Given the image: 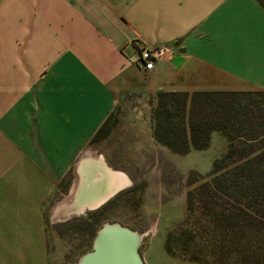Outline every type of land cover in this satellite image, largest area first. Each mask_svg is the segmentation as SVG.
Instances as JSON below:
<instances>
[{
	"label": "crops",
	"instance_id": "0c3cea01",
	"mask_svg": "<svg viewBox=\"0 0 264 264\" xmlns=\"http://www.w3.org/2000/svg\"><path fill=\"white\" fill-rule=\"evenodd\" d=\"M144 44L174 52L148 71ZM254 90L259 0H0V264H46L45 205L126 102L152 116L159 92Z\"/></svg>",
	"mask_w": 264,
	"mask_h": 264
},
{
	"label": "rangeland",
	"instance_id": "374dc122",
	"mask_svg": "<svg viewBox=\"0 0 264 264\" xmlns=\"http://www.w3.org/2000/svg\"><path fill=\"white\" fill-rule=\"evenodd\" d=\"M137 103L124 104L109 136L91 150L129 178L121 191L134 187V192L113 195L95 225L88 220L93 210L63 213L70 190L51 195L43 212L46 264H78L93 250L106 222L142 235L139 252L145 264H264V206L233 191L230 182L209 183L227 138L216 131L208 148L174 153L154 139L153 117Z\"/></svg>",
	"mask_w": 264,
	"mask_h": 264
},
{
	"label": "trees",
	"instance_id": "16d2710c",
	"mask_svg": "<svg viewBox=\"0 0 264 264\" xmlns=\"http://www.w3.org/2000/svg\"><path fill=\"white\" fill-rule=\"evenodd\" d=\"M264 6V0H259ZM155 140L178 154L209 147L214 132L228 140L222 157L214 162L209 183L229 186L264 206V91H197L159 92L152 113ZM116 114L112 112L92 142L109 136ZM134 192V187L121 191L116 198ZM113 200L90 211L88 220L97 224Z\"/></svg>",
	"mask_w": 264,
	"mask_h": 264
},
{
	"label": "water",
	"instance_id": "95a60500",
	"mask_svg": "<svg viewBox=\"0 0 264 264\" xmlns=\"http://www.w3.org/2000/svg\"><path fill=\"white\" fill-rule=\"evenodd\" d=\"M108 172L116 174L118 171L112 169L105 162ZM77 179L72 192L74 213H83L94 210L105 204L113 195L123 190V185L105 189L107 177L105 179L95 180V175L89 174L87 187L83 190L84 197L77 198L79 185L82 183V178L79 176L81 168L77 164ZM88 176V175H87ZM86 195V196H85ZM142 235L139 232L124 226L118 222H106L97 231L94 238L93 250L82 256L78 264H145L139 247L141 244Z\"/></svg>",
	"mask_w": 264,
	"mask_h": 264
},
{
	"label": "bare ground",
	"instance_id": "6f19581e",
	"mask_svg": "<svg viewBox=\"0 0 264 264\" xmlns=\"http://www.w3.org/2000/svg\"><path fill=\"white\" fill-rule=\"evenodd\" d=\"M86 155H87L86 157L89 158V160L90 159H92V160H90V162L88 163L86 168L79 170L84 175L86 172V179H85V176L84 177L82 176V174L79 175L82 178V183L79 185L78 193L75 195L77 198L81 197V195H82V197H84L83 190L86 187L85 186L86 181L87 180L89 181V179L91 178V177H89V174L91 175V173L93 175H95V180L93 182H97V180H101V179L103 180L107 177V184H105V189H106V187L108 188L109 185H112L111 187L123 185V187H124L127 184H130L129 178L124 173L117 172L116 174H112V173L108 172V169L105 166L106 165L105 161H104L103 157H101L100 155H96L91 150ZM89 160H87V161H89ZM84 166H86V165H84ZM87 186H88V184H87ZM73 202L74 201L72 200L71 195L67 199H65V202L63 203V207H62L63 213L69 214L71 212L70 210L73 209Z\"/></svg>",
	"mask_w": 264,
	"mask_h": 264
},
{
	"label": "built area",
	"instance_id": "2783aa9c",
	"mask_svg": "<svg viewBox=\"0 0 264 264\" xmlns=\"http://www.w3.org/2000/svg\"><path fill=\"white\" fill-rule=\"evenodd\" d=\"M174 49L166 46L144 44L140 48L138 62L145 70H153L157 61L170 57Z\"/></svg>",
	"mask_w": 264,
	"mask_h": 264
}]
</instances>
